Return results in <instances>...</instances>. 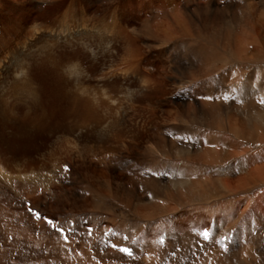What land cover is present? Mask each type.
<instances>
[{
  "label": "rangeland",
  "instance_id": "rangeland-1",
  "mask_svg": "<svg viewBox=\"0 0 264 264\" xmlns=\"http://www.w3.org/2000/svg\"><path fill=\"white\" fill-rule=\"evenodd\" d=\"M261 15L0 0V264H264Z\"/></svg>",
  "mask_w": 264,
  "mask_h": 264
},
{
  "label": "bare ground",
  "instance_id": "bare-ground-1",
  "mask_svg": "<svg viewBox=\"0 0 264 264\" xmlns=\"http://www.w3.org/2000/svg\"><path fill=\"white\" fill-rule=\"evenodd\" d=\"M5 1V0H4ZM20 1V0H19ZM34 1V0H33ZM44 1V0H43ZM248 1V4H250V5H252L253 4V0H247ZM20 3V5H22L23 4V2H19ZM43 3V2H42ZM36 7H39V8H41V6H36ZM25 8V7H24ZM171 8V7H170ZM248 8H250V7H248ZM28 10V9H27ZM169 10V9H168ZM252 10V9H251ZM30 11V10H29ZM249 11H250V9H249ZM30 13H31V11H30ZM262 14V13H261ZM28 15V14H27ZM258 16V15H257ZM264 19V17H262V15H261V17H258V20L261 22L262 20ZM247 23V22H246ZM262 23V25H263V22H261ZM258 24V23H257ZM258 26V25H257ZM260 26V25H259ZM20 27V26H19ZM263 28V27H262ZM21 29V28H20ZM17 30H18V28H17ZM164 30V29H163ZM19 31V30H18ZM160 31V30H159ZM161 32V31H160ZM249 32V31H248ZM18 34V33H17ZM226 34H229V36H230V39L231 40H233L234 42H236V43H238L239 42V40H240V38H238L237 36H236V34H234V33H231V32H227ZM21 36V35H20ZM23 36V35H22ZM36 36V35H35ZM38 37V36H37ZM163 37V36H162ZM167 37V36H166ZM173 38V37H172ZM171 38V39H172ZM251 39H252V37H250ZM37 39V38H36ZM170 39V38H169ZM230 39H229V41H230ZM255 39V38H254ZM168 40V39H167ZM33 41V40H32ZM31 41V42H32ZM249 41V40H248ZM252 41V40H251ZM258 41V40H257ZM4 42V41H3ZM233 42V43H234ZM29 43L30 42H28L27 41V43L24 45V46H22L20 49H19V54H20V56L22 55V61H23V64L24 65H26V66H28V64H29V61H28V58H30L29 57V55H24L25 54V50L28 48V45H29ZM241 43V42H240ZM242 44V43H241ZM246 44V43H245ZM20 46V45H19ZM240 46L241 45H239L238 47H239V49H240ZM243 46V45H242ZM233 47V46H232ZM243 49V48H242ZM227 50V49H226ZM247 52H248V50H246ZM251 54V53H250ZM2 66H5V64H2ZM213 66V65H212ZM208 68V67H207ZM206 68V69H207ZM26 70V69H25ZM213 70V69H212ZM5 72V71H4ZM210 72V71H209ZM20 73V72H19ZM5 80H7V79H2V80H0V84L1 83H4V81ZM27 80H28V77H25V74H24V72H23V76L22 77H20V79H19V81L20 82H24V84L25 85H28L27 84ZM6 82V81H5ZM216 82V81H215ZM5 84V83H4ZM21 85V84H20ZM2 92V91H1ZM245 96V95H244ZM2 97H3V95H2ZM235 120V119H234ZM257 120H258V122H264V115H262V114H259L258 115V118H257ZM232 121H233V119H232ZM232 123V122H231ZM233 124V123H232ZM235 124V123H234ZM228 129V128H227ZM256 130V129H255ZM259 130V129H258ZM254 131V130H253ZM261 131V130H260ZM264 131V130H263ZM235 132H237V130L235 131ZM258 134H256V137H261V134L259 133V132H257ZM238 135V134H237ZM253 136H254V134H253ZM254 139H256L255 137H254ZM263 145V144H262ZM223 154V153H222ZM229 155V154H228ZM228 159V158H227ZM209 160V159H208ZM224 161V160H223ZM228 162V161H227ZM246 164V163H245ZM255 173V172H254ZM257 175V174H256ZM186 189L187 190H189V192H191L190 191V186H188V187H186Z\"/></svg>",
  "mask_w": 264,
  "mask_h": 264
},
{
  "label": "snow or ice",
  "instance_id": "snow-or-ice-1",
  "mask_svg": "<svg viewBox=\"0 0 264 264\" xmlns=\"http://www.w3.org/2000/svg\"><path fill=\"white\" fill-rule=\"evenodd\" d=\"M38 218H39V217H38ZM48 223H49V224H52V221L49 220ZM61 231H63V229H61ZM204 236H205V238H207V236H208L207 231L204 232ZM121 251H125V252H127L128 250L125 248V249H121Z\"/></svg>",
  "mask_w": 264,
  "mask_h": 264
}]
</instances>
